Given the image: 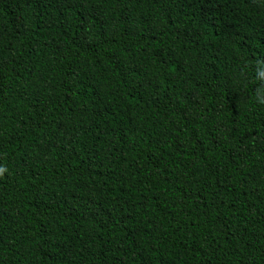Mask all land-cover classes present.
<instances>
[{
	"label": "trees",
	"instance_id": "obj_1",
	"mask_svg": "<svg viewBox=\"0 0 264 264\" xmlns=\"http://www.w3.org/2000/svg\"><path fill=\"white\" fill-rule=\"evenodd\" d=\"M0 264H264V0H0Z\"/></svg>",
	"mask_w": 264,
	"mask_h": 264
}]
</instances>
